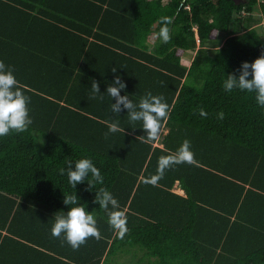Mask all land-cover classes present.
Listing matches in <instances>:
<instances>
[{
	"label": "trees",
	"instance_id": "trees-1",
	"mask_svg": "<svg viewBox=\"0 0 264 264\" xmlns=\"http://www.w3.org/2000/svg\"><path fill=\"white\" fill-rule=\"evenodd\" d=\"M258 11L264 19V0H0V60L14 67L33 119L0 137V264H264V109L254 93L223 90L228 74L264 52ZM160 17L171 19L168 43L157 36ZM116 75L134 103L164 96L162 148L136 139L146 133L127 109L111 111ZM93 80L102 101L89 99ZM116 120L122 131L105 139ZM185 139L195 163L146 183ZM82 158L102 185L74 189L59 174ZM100 187L126 215L123 237L94 203ZM64 193L94 211L100 240L73 250L51 235L55 214L70 208Z\"/></svg>",
	"mask_w": 264,
	"mask_h": 264
},
{
	"label": "clouds",
	"instance_id": "clouds-1",
	"mask_svg": "<svg viewBox=\"0 0 264 264\" xmlns=\"http://www.w3.org/2000/svg\"><path fill=\"white\" fill-rule=\"evenodd\" d=\"M159 22L162 24L157 36L163 43H168L171 39L168 25L171 23L169 17H160ZM199 41V40H198ZM235 73L228 74L223 82V90L232 92L238 89L242 92L254 93L255 100L261 109H264V52L253 62H242ZM112 72H117L112 68ZM127 85L122 82L119 75L115 76L114 81L108 85L106 94L116 102L111 104V111L119 115L124 109H127L129 122H142V129L146 135L138 136L136 139L141 143L152 144L158 142L161 138L163 124L167 121L169 114V105L162 95H153L151 91L147 92L134 103L128 95H121V90L126 89ZM30 97L25 95L19 81L15 76V69L11 65H6L0 60V137L10 133H23L28 130L33 123L30 116L29 103ZM89 99H104L101 93L99 82L93 80L91 83V95ZM195 112V110H194ZM198 114L204 118L207 112L203 107L198 108ZM217 118L223 120L225 113L221 110L217 113ZM108 132L104 134L105 139L109 133L122 131L119 120L106 122ZM134 129V128H133ZM183 163L194 164V153L191 151V142L187 139L183 141L180 147L174 152L162 155L158 158L156 175L146 179V183L155 186L160 179L164 177L165 171L174 165ZM74 165V168H73ZM60 175H66L69 184L76 189L78 184L88 182L89 189H93L97 184L104 183V177L100 170L94 165L89 158H82L73 162L68 160L66 167L59 169ZM91 176V179H89ZM63 203L70 206L65 213L60 211L54 216V223L51 228V235L55 238H61L67 242L73 250L87 243L89 238L101 239V233L97 227L95 213L88 212L83 204H80L76 193H64ZM94 203L107 214L108 224L116 234L123 237L127 232V218L125 213L120 209L118 200L105 187H100L96 191Z\"/></svg>",
	"mask_w": 264,
	"mask_h": 264
},
{
	"label": "rangeland",
	"instance_id": "rangeland-1",
	"mask_svg": "<svg viewBox=\"0 0 264 264\" xmlns=\"http://www.w3.org/2000/svg\"><path fill=\"white\" fill-rule=\"evenodd\" d=\"M245 15H247V14L245 13ZM262 16H263V15H262L259 11L256 12V13H254V14H253V17H252V18H253L252 26H253L254 28H256L260 33H263V34H264V19H263ZM241 26H242L241 29H242L243 31H246V30L249 28V26H247L245 23L242 24ZM221 36H222V38H219L220 44H219V46H218L217 48H220L221 45H222L223 42H224L223 35H221ZM214 48H216V47H214ZM194 55H195V54H192L191 56L185 58V63L189 65L190 62L192 61ZM126 258H127V257L123 258L121 261L124 263V261H126V260H130V257H128L127 259H126Z\"/></svg>",
	"mask_w": 264,
	"mask_h": 264
},
{
	"label": "crops",
	"instance_id": "crops-1",
	"mask_svg": "<svg viewBox=\"0 0 264 264\" xmlns=\"http://www.w3.org/2000/svg\"><path fill=\"white\" fill-rule=\"evenodd\" d=\"M27 1H29V0H27ZM191 62H192V61H191ZM191 62H190V63H191ZM168 132H169L168 128L163 127V129H162V134H161V138H160V140L155 144V146H158V147H160V148L163 147V145L161 144V141H162V139L168 134ZM173 192L176 193V194H178V195H180V196H183V197L186 196V193L180 188L179 182L176 183Z\"/></svg>",
	"mask_w": 264,
	"mask_h": 264
}]
</instances>
